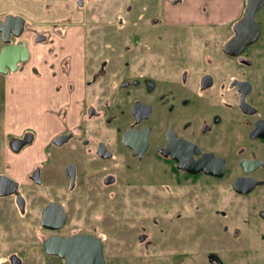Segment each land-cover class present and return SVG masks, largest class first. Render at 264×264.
I'll use <instances>...</instances> for the list:
<instances>
[{"label":"flooded vegetation","instance_id":"af4514ba","mask_svg":"<svg viewBox=\"0 0 264 264\" xmlns=\"http://www.w3.org/2000/svg\"><path fill=\"white\" fill-rule=\"evenodd\" d=\"M36 2L0 16V264H264V0Z\"/></svg>","mask_w":264,"mask_h":264},{"label":"crops","instance_id":"0c3cea01","mask_svg":"<svg viewBox=\"0 0 264 264\" xmlns=\"http://www.w3.org/2000/svg\"><path fill=\"white\" fill-rule=\"evenodd\" d=\"M35 6H37L36 0H0V16L20 15L32 23V21H37Z\"/></svg>","mask_w":264,"mask_h":264},{"label":"water","instance_id":"95a60500","mask_svg":"<svg viewBox=\"0 0 264 264\" xmlns=\"http://www.w3.org/2000/svg\"><path fill=\"white\" fill-rule=\"evenodd\" d=\"M1 24H3V22L0 21ZM23 27V21L22 18L20 17H14V16H7L6 20L3 24V26L0 28V41L3 45V47L0 50V71L3 69V60L5 58V56L8 54V50L14 48L15 46H6L5 44L9 42V38L8 35H10L12 33V29H14V36H19L20 35V31L22 30ZM17 30V31H16ZM20 49L18 50L19 53H26L23 49L19 47ZM23 50V51H22ZM26 58V57H24ZM13 70L16 69V67H11Z\"/></svg>","mask_w":264,"mask_h":264}]
</instances>
